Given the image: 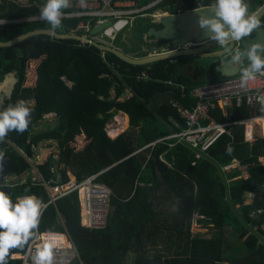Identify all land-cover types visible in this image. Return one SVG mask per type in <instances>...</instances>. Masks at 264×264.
<instances>
[{
	"label": "trees",
	"instance_id": "trees-1",
	"mask_svg": "<svg viewBox=\"0 0 264 264\" xmlns=\"http://www.w3.org/2000/svg\"><path fill=\"white\" fill-rule=\"evenodd\" d=\"M45 2L0 0V18L38 15ZM247 2L255 12L264 0ZM213 3L215 0H163L146 12L176 13L180 8ZM153 25L138 36L142 38ZM40 28L50 26L42 20L0 24V42ZM139 30L134 31L130 46L118 34L117 47H124L121 50L133 57L147 55L134 45ZM192 59L178 56L132 64L111 52L105 51L103 56L92 44L47 34L0 46V81L8 73H14L16 79L0 110L17 101L33 108L28 129L23 134L9 132L0 142V152L12 158L20 176L9 194L13 203L24 195L48 200L43 186L32 182L29 162L36 153L32 146L45 140L55 141L58 152L49 151L35 164L44 178L58 172L66 182L72 173L81 181L97 174L96 181L112 190L102 228L81 224L77 191L43 211L40 231H67L73 240L79 256L71 264H126L130 254L131 264H264V164L259 160L264 156V135L260 123L255 122L253 143L245 140V125L233 123L230 132L206 150H194L181 142L171 145L173 139L151 144L178 131V124L184 123L173 100L192 106L197 98L191 90L216 81L215 75L208 76L204 69L200 77L193 75L201 69L188 65ZM125 89H130L132 96L118 100ZM166 90L172 92L170 102L161 100L153 105V97ZM118 111L128 115L129 127L112 138L105 126ZM257 112L259 107L242 105L235 106L229 116L220 107L214 114L218 121L227 122ZM48 113L57 116L55 124L35 131V124ZM251 129V123L246 122L248 138ZM77 136L87 140L80 148L73 144ZM229 146L230 153L226 150ZM234 159L249 164L247 177L240 176L237 168L222 170ZM258 209H262L260 214L250 215ZM194 216L212 229L210 236L192 232ZM26 247L13 249L11 254ZM20 262L9 257V264Z\"/></svg>",
	"mask_w": 264,
	"mask_h": 264
},
{
	"label": "built area",
	"instance_id": "built-area-1",
	"mask_svg": "<svg viewBox=\"0 0 264 264\" xmlns=\"http://www.w3.org/2000/svg\"><path fill=\"white\" fill-rule=\"evenodd\" d=\"M19 1L27 2V0ZM161 1L163 0H147L146 2L144 0H86L85 5H81L79 0H71L70 7L63 10L64 18L62 25L68 29L62 32L79 34L85 37L87 40H80L83 43L91 44L90 41H96L101 44L115 46L114 41L116 36L126 28L134 18V14L152 8ZM184 10L186 9L180 8L176 13ZM163 13L170 12L162 10L154 11L150 14L152 21L157 23L158 18ZM30 20H41L40 14L16 19L0 18V24ZM65 20H76V23L70 27L65 24ZM106 22H108V25L95 33L92 32L95 27L102 26ZM197 45L194 42H189L180 48H190ZM101 52L104 56L105 51L101 50ZM181 87L183 88V86ZM190 94L197 98L196 103L192 106H184L177 100L172 101L173 106L177 108L179 115L184 120L182 125L178 124L180 129L157 139L151 144L173 139L174 141L170 143L171 145L181 142L186 143L194 150H206L223 133L230 132L229 127L233 123H243L245 125V140L250 143L256 140L254 132L255 122L260 123L262 134L264 135V112H257L246 119L227 122L218 121L214 114L219 107L223 110L225 116H229L235 106L246 105L253 109L260 108L258 97L264 96V76H258L256 81L250 82L246 88H242L240 85V72H238L236 75L224 77L222 80L198 85L191 90ZM112 96H114V91H112ZM131 96L132 91L125 89L117 99L122 101ZM122 119L123 114L121 117L115 115L114 121L108 124V129L116 130L120 133L123 132L125 127ZM248 121L252 126L249 138L246 136V122ZM32 148L34 150L36 148L35 145ZM259 160L264 164V156H261ZM29 162L31 164L30 175L32 182L43 186L47 192L48 200L44 202L46 206L55 204L59 198L77 191L81 224L88 228H102L105 226L110 209L112 190L106 184L96 181L97 174L91 175L81 181H77L75 176H71L68 181L62 182L58 172L49 178H44L36 167L34 160L31 159ZM248 166L249 164H241L238 160L234 159L231 163L224 165L222 170L229 172L237 168L241 171L240 176L247 177ZM54 170L53 168L52 171ZM18 182H20V176L15 174L6 177L3 184L13 187ZM261 212L262 209H258L251 212L250 215L255 216ZM253 229H257V226H253ZM49 239H55L58 242L56 249L57 264H71L79 256L78 250L67 231H40L38 229L36 237L29 242L25 251L13 253L10 257L12 259H19L21 261L20 264H33L32 256L36 248Z\"/></svg>",
	"mask_w": 264,
	"mask_h": 264
},
{
	"label": "clouds",
	"instance_id": "clouds-1",
	"mask_svg": "<svg viewBox=\"0 0 264 264\" xmlns=\"http://www.w3.org/2000/svg\"><path fill=\"white\" fill-rule=\"evenodd\" d=\"M85 5L86 0H79ZM71 0H46L40 8V19L45 21L51 30L62 27L64 9L70 7ZM247 0H215L205 13L199 16V27L205 29L209 40L215 41L225 51L231 53L228 63L239 66L240 85L246 88L250 82L264 76V43L254 42L248 47L234 48L241 41L261 28H264L260 14L249 11ZM247 60V65L243 64ZM7 94V90L0 87ZM259 110L264 112V96L258 97ZM3 104V96H0ZM33 108L24 101L9 104L0 110V142H4L9 132L23 134L31 121ZM232 151L229 146L226 149ZM4 156L0 152V159ZM46 205L35 195L18 197L13 203L9 195L0 191V264H9L13 249H22L33 240L38 232L41 217ZM55 239L44 241L32 256L33 264H57ZM15 254V253H14Z\"/></svg>",
	"mask_w": 264,
	"mask_h": 264
},
{
	"label": "water",
	"instance_id": "water-1",
	"mask_svg": "<svg viewBox=\"0 0 264 264\" xmlns=\"http://www.w3.org/2000/svg\"><path fill=\"white\" fill-rule=\"evenodd\" d=\"M210 6L211 5H205L194 9H186L180 13H163L158 18L157 22L160 26L153 25L144 33L146 40L150 38L151 41L153 40L155 42L164 41L169 45L168 49H164L160 52L150 53L141 57H133L115 46L101 44L96 41H90V43L98 49L111 52L122 60L132 64L141 65L166 58L192 56L193 59L188 64L195 66L196 69H204L208 76H216L217 74L224 77L236 75L239 72V66L233 67L228 63L231 53L225 51L215 41L209 40L206 30L199 27V16L207 14L204 10L208 9ZM255 12L260 14L262 20L264 17V3ZM75 23L76 20H65V24L70 27L74 26ZM106 25H108V22L102 26L95 27L92 32L95 33ZM34 34H47L56 38H70L82 41L87 40L79 34L57 32L50 28H40L29 30L8 41L0 42V46L14 44ZM257 41L264 43V28L258 29L252 36L244 38L241 43H235L233 47L243 50L244 47H248ZM189 42H194L198 45L190 48H180ZM19 55L22 56L23 53L19 52ZM198 58L205 59V61L198 62ZM245 62L248 61L245 59L243 64H245ZM171 93V90L159 92L152 99L153 105H157L161 100H164L165 103H169L171 100ZM16 172L17 169L12 158L10 156H3V158L0 159V191H4L7 195L12 192L13 187L4 185L3 182L7 176L16 174Z\"/></svg>",
	"mask_w": 264,
	"mask_h": 264
},
{
	"label": "rangeland",
	"instance_id": "rangeland-1",
	"mask_svg": "<svg viewBox=\"0 0 264 264\" xmlns=\"http://www.w3.org/2000/svg\"><path fill=\"white\" fill-rule=\"evenodd\" d=\"M253 8H249V11L252 10ZM146 11L147 10L141 11L138 14L137 13L134 14V18L130 21V23L126 26V28H124L121 32L118 33L119 35H121V41L130 46L132 44L131 41H132L133 36L135 34L134 31L136 29H140L137 32L136 39L134 40V43H135L134 45H135L136 49H138V51H140V53L147 52L149 54V53L160 52L164 49L165 50L168 49L169 45L164 41L155 42L153 40L151 41L150 38L147 41L144 37L145 31L143 32L142 38H140L138 36L140 34L141 30H143V29L145 30L148 27V25H150V24L160 26L158 23L152 21V18L150 16L151 13L146 12ZM139 14H142V15H139ZM67 29H68L67 27H64L62 25V27H60L59 29H56V31L59 32V31L67 30ZM144 40H145V42H144ZM114 45L117 46L115 42H114ZM118 48L124 50V47L119 46ZM197 60H198V62L205 61V59H202V58H198ZM247 63L248 62H245L244 65H247ZM27 71H29V70H27ZM194 74L197 76L202 75V70H198V72H196ZM215 77H216V80H222L224 78V76H221L219 74H217ZM117 115L119 117H121L122 113L118 111L116 116ZM123 119H124V127H125L124 129H127L129 127V120H127V122H126V115L123 116ZM56 120H57V116H55V114L46 116L45 118H42L40 121H38V123L35 124L34 129H35V131H41V130L50 128L55 124ZM112 121H114V117L110 120V122H108V124H110ZM108 124L105 126V130H107V132H109V130H110V129H108ZM110 133L111 132H109V134ZM110 137H112L111 134H110ZM86 142H87V140L85 137L83 138L81 136L80 137L77 136V138L75 139L73 144L75 145V148H80L82 146V144L86 143ZM57 150H58V147H57V144L55 143V141H52L51 143H49V140H45V141L39 143L38 149L35 151L36 153H35L33 160L36 161V160L40 159V155H41V158H45L49 154V151H53L54 153L55 152L57 153L58 152ZM56 156H57V154H56ZM198 218H199V216H194V218H193L192 227H191L192 232L194 234H202L205 236H210L212 229L210 227H205L198 220ZM231 240L234 242V244L238 245L237 240H235L234 238H231ZM131 263H132V254L128 255L127 260H126V264H131Z\"/></svg>",
	"mask_w": 264,
	"mask_h": 264
},
{
	"label": "crops",
	"instance_id": "crops-1",
	"mask_svg": "<svg viewBox=\"0 0 264 264\" xmlns=\"http://www.w3.org/2000/svg\"><path fill=\"white\" fill-rule=\"evenodd\" d=\"M150 54V53H149ZM189 65V64H188ZM190 66V65H189ZM193 73V72H192ZM193 75H195L194 73H193ZM15 77H14V73H8L7 75H5V77L0 81V87H3L4 89H6L7 90V94L5 93V92H3V91H0V96H3V99H4V97H6L7 95H9V93H10V90H11V88H12V86L14 85V83H15ZM32 102H33V100H32ZM0 106H1V104H0ZM119 112H121L122 114H123V116L124 115H126L127 117H128V115L125 113V112H123V111H119ZM52 114H55V113H48V114H45L44 116H43V118H45L46 116H49V115H52ZM117 114V113H116ZM115 114V115H116ZM114 115V116H115ZM129 118V117H128ZM127 118V119H128ZM123 120V122H124V119H122ZM129 120V119H128ZM108 124V123H107ZM106 124V125H107ZM107 131V130H106ZM120 133V132H119ZM119 133H118V135H119ZM107 134H109L108 132H107ZM109 136H110V134H109ZM117 136V135H116ZM116 136H112L113 138L114 137H116ZM35 149H34V151H36L37 149H38V145H35ZM43 154V153H42ZM56 156V155H55ZM57 157V156H56ZM42 159L43 158H41V155H40V159H38V160H36V161H34L35 162V164L37 163V162H39V161H42ZM70 176H74L72 173H70Z\"/></svg>",
	"mask_w": 264,
	"mask_h": 264
},
{
	"label": "bare ground",
	"instance_id": "bare-ground-1",
	"mask_svg": "<svg viewBox=\"0 0 264 264\" xmlns=\"http://www.w3.org/2000/svg\"><path fill=\"white\" fill-rule=\"evenodd\" d=\"M155 46V45H154ZM127 116H126V122H127ZM127 124V123H126ZM109 132H111L110 134L112 135V136H116L118 133H119V131H116V130H109Z\"/></svg>",
	"mask_w": 264,
	"mask_h": 264
},
{
	"label": "flooded vegetation",
	"instance_id": "flooded-vegetation-1",
	"mask_svg": "<svg viewBox=\"0 0 264 264\" xmlns=\"http://www.w3.org/2000/svg\"><path fill=\"white\" fill-rule=\"evenodd\" d=\"M12 175H15V174H12ZM11 176V175H10ZM7 177H9V176H7Z\"/></svg>",
	"mask_w": 264,
	"mask_h": 264
}]
</instances>
